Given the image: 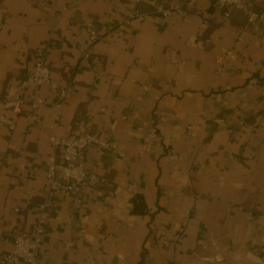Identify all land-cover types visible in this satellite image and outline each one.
<instances>
[{
	"label": "crops",
	"instance_id": "0c3cea01",
	"mask_svg": "<svg viewBox=\"0 0 264 264\" xmlns=\"http://www.w3.org/2000/svg\"><path fill=\"white\" fill-rule=\"evenodd\" d=\"M215 2L0 0V258L44 216L37 264H264V31ZM53 133L104 181L51 194Z\"/></svg>",
	"mask_w": 264,
	"mask_h": 264
},
{
	"label": "built area",
	"instance_id": "2783aa9c",
	"mask_svg": "<svg viewBox=\"0 0 264 264\" xmlns=\"http://www.w3.org/2000/svg\"><path fill=\"white\" fill-rule=\"evenodd\" d=\"M190 1V0H188ZM153 8L164 15H169L173 10L184 12L180 5L165 8L155 1H150ZM215 4L221 8L233 6L243 11L249 22L256 30L262 29L264 31V12H260L244 3V0H216ZM229 15L228 12H225ZM133 16V15H131ZM91 39H96V34L91 33ZM48 85L57 94V101H61L70 96V87H61L57 81L52 77L51 70L45 62V56L39 55L35 59L33 70L30 75L23 80V85ZM22 99L16 97L15 111L20 112ZM44 103L43 98H35L32 104ZM50 141L54 146L61 148L62 161H58L56 157L49 158V165L47 170V182L51 194L56 189L63 186L70 191H78L86 181L96 184L99 181H104L100 175L87 170L84 161L83 151L92 144H98L103 147H109V143L92 134H79L70 137L61 136L58 134H51ZM151 140L146 137L145 143ZM45 205L40 208L44 209ZM45 218L40 216L33 234L16 235L13 242L12 250L0 258V264H12L17 261H23L26 264H37V248L42 240V235L45 231Z\"/></svg>",
	"mask_w": 264,
	"mask_h": 264
}]
</instances>
